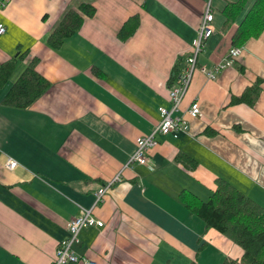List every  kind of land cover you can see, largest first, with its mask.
Returning a JSON list of instances; mask_svg holds the SVG:
<instances>
[{
  "label": "crops",
  "instance_id": "crops-1",
  "mask_svg": "<svg viewBox=\"0 0 264 264\" xmlns=\"http://www.w3.org/2000/svg\"><path fill=\"white\" fill-rule=\"evenodd\" d=\"M84 1L0 0L6 27L0 62L27 55L0 89V264H51L69 223L84 210L105 226L83 230L73 250L97 264L241 258L240 246L207 229L180 198L187 192L207 201L221 178L264 207V82L253 106L233 103L264 80V29L210 79L200 69L214 71L234 47L246 12L225 30L224 10L238 0H91L95 16L60 49L47 45L66 10ZM208 5L214 34L199 53L180 111L189 133L157 136L146 153L153 170L129 165L136 140L155 131L161 107H172L173 70L188 68ZM135 17L136 30L121 39ZM31 58L50 88L29 109L3 105ZM19 63L24 67L17 72ZM195 101L202 117L194 119L187 111ZM181 155L196 167L181 163ZM11 161L15 169L7 166ZM118 176L96 204L98 190Z\"/></svg>",
  "mask_w": 264,
  "mask_h": 264
},
{
  "label": "trees",
  "instance_id": "trees-1",
  "mask_svg": "<svg viewBox=\"0 0 264 264\" xmlns=\"http://www.w3.org/2000/svg\"><path fill=\"white\" fill-rule=\"evenodd\" d=\"M249 2L250 0H238L227 5L224 10L225 30L238 22L246 12L232 37L233 48L241 47L251 38L258 36L264 29V0H255L251 8L246 10ZM72 6L66 10L60 22L49 34L47 45L53 49L63 47L68 38L80 31L85 20L93 18L97 12L91 0L79 3L76 7ZM130 21L120 32L123 40L132 36L136 30L134 23L139 22L137 17ZM26 56V53H19L9 61L0 62V89L11 79L17 63L25 60ZM37 65V58L27 61L25 70L2 99L3 105L17 109H29L40 97L42 98L51 83L39 74ZM180 70L177 64L169 82L170 89L180 84L183 75ZM263 82V79H259L254 86L247 88L240 98L233 99V103L240 102L253 106L260 95ZM178 160L188 168L196 167L193 159L185 155H181ZM180 199L192 215L205 223L207 229L218 231L219 234H223L243 249L244 254L241 258L227 259L223 264H264V207L221 178L216 179L215 190L207 201H202L187 192H184Z\"/></svg>",
  "mask_w": 264,
  "mask_h": 264
},
{
  "label": "built area",
  "instance_id": "built-area-1",
  "mask_svg": "<svg viewBox=\"0 0 264 264\" xmlns=\"http://www.w3.org/2000/svg\"><path fill=\"white\" fill-rule=\"evenodd\" d=\"M211 11V7L208 5L203 15L201 24L199 25L197 37L192 44V55L188 59V68L183 73L180 84L169 90V97L172 107L170 109L161 107L159 109L160 122L157 125L155 131L151 133V135L149 134L148 136L139 137L136 140V151L130 159L129 165L139 163L150 170H153L151 162H149L146 158V153L158 145L157 136L170 135L175 139H178L182 134L189 133L190 125L186 117L180 113L181 105L187 88L191 82L193 73L196 69L199 53H201L203 50L206 41H208L209 38H211L214 34V25H212L214 23V14ZM5 32L6 27L4 25H0V35L5 34ZM240 50V48H232L229 50L227 57L223 62L217 64L218 66L214 71L209 72L205 68H201L200 70L210 79H215L216 75L220 71L226 67H231L235 60L240 57L242 53ZM187 113L191 118L194 119L202 117L199 102L195 101L192 105H190ZM7 166H9L10 169H15L18 165L16 161H11ZM120 180L121 178L118 176L115 181L110 182L103 188H100V190H98L96 193V204L103 201V197L107 191V188L113 186L114 183L119 182ZM92 212V210H84L79 217L74 218L69 223V237L64 239L59 244L55 259L51 264H97L93 260L79 257L73 250L74 245L79 242V235L83 230L92 227H99L100 229L105 226V223L100 219L98 220L95 218Z\"/></svg>",
  "mask_w": 264,
  "mask_h": 264
},
{
  "label": "rangeland",
  "instance_id": "rangeland-1",
  "mask_svg": "<svg viewBox=\"0 0 264 264\" xmlns=\"http://www.w3.org/2000/svg\"><path fill=\"white\" fill-rule=\"evenodd\" d=\"M21 67H24L23 63H19L18 68H17V72H18V70H19ZM17 72H16V74H17ZM16 74H15V75H16ZM15 75H14V76H15Z\"/></svg>",
  "mask_w": 264,
  "mask_h": 264
}]
</instances>
